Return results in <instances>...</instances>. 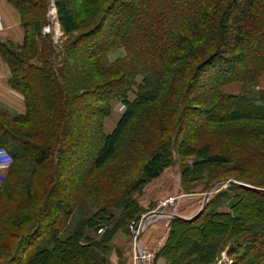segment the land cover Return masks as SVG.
Here are the masks:
<instances>
[{
	"label": "trees",
	"instance_id": "16d2710c",
	"mask_svg": "<svg viewBox=\"0 0 264 264\" xmlns=\"http://www.w3.org/2000/svg\"><path fill=\"white\" fill-rule=\"evenodd\" d=\"M8 1L24 28L7 59L25 111L0 113V148L13 159L0 186V264H108L87 232L106 227L103 242L130 231L145 213L138 197L175 162L184 191L245 186L222 194L233 198L226 210L214 200L171 219L156 259L264 264V221L239 213L264 205V0ZM52 7L57 43L43 31ZM115 100L125 109L107 134ZM74 150L91 158L65 186ZM86 205L93 213L74 226Z\"/></svg>",
	"mask_w": 264,
	"mask_h": 264
},
{
	"label": "crops",
	"instance_id": "0c3cea01",
	"mask_svg": "<svg viewBox=\"0 0 264 264\" xmlns=\"http://www.w3.org/2000/svg\"><path fill=\"white\" fill-rule=\"evenodd\" d=\"M23 42L24 28L20 14L8 0H0V113L5 114V118H12L25 111L24 95L10 85L12 70L7 59L9 48H18L22 46ZM7 172L8 166L0 167L2 177H5ZM160 181L161 177L152 181L138 197L140 205L146 210L145 216L156 212V209L152 210L150 207L154 206L160 198L164 195H166L165 198L170 197L167 196L169 187L159 188ZM179 188L180 185L176 191ZM200 195L192 194L191 196L195 199ZM171 219L173 218L162 213L144 219V228L140 232L139 244L153 250L160 249L167 239ZM102 229H104L103 232H97L100 239L94 240L92 254L97 259H105L108 264H135L134 235L126 229H120L110 240L102 242L103 237H108L105 232L106 227L102 226ZM156 264H165V260L159 258Z\"/></svg>",
	"mask_w": 264,
	"mask_h": 264
},
{
	"label": "rangeland",
	"instance_id": "374dc122",
	"mask_svg": "<svg viewBox=\"0 0 264 264\" xmlns=\"http://www.w3.org/2000/svg\"><path fill=\"white\" fill-rule=\"evenodd\" d=\"M49 16H50V25H52V26L54 25V27H55V30L52 31V33L54 36V40L57 43L59 41L62 33H61L60 28H59L58 23H57V15H56L55 8L52 9L51 11H49ZM46 27H48V26H46ZM103 36L106 37V33H104ZM123 54H124V51L121 49L119 51H116V52L110 54V59L114 60ZM262 86L264 87V82L262 83ZM228 91H232V92L236 93L239 91V87L234 86L233 88H231V90L228 89ZM113 105H114L113 112L111 113V115L109 117L106 118L105 123H104V130L107 134H110L116 128L117 123H118L119 119L121 118V115L125 109L123 104L119 101L115 100ZM82 112H86V111L84 110ZM91 130H92V127L91 126L89 127V124L87 123V121H85L83 123L82 129L80 131V135H81V138L83 141L86 140V141H88V143H91V139L94 138L93 134H92L93 131H91ZM87 147L89 148V150L90 149L92 150V144L88 145ZM72 155H73V159L69 165L70 166L69 171H68L69 173L66 175L65 186H69L70 181L72 182V180H74L77 176H79L80 172H82L84 170V168L86 167V165H88L89 160L91 158L90 155L88 157L86 155L84 156L83 152H80L77 150H74ZM221 180H225V181L228 180L229 183H224V184L218 185L215 188L214 192L209 195V199L206 200V194L209 192L211 187L215 183H217ZM221 180L215 181L214 183L210 184L207 188L203 187V185H202V186L195 187L193 189H189V191H184V189H182V187H181L180 166L177 164V162H175L172 166L167 168L164 171V173L161 175V181L159 184V188H165L166 189L167 187H169L167 196L168 195L169 196L183 195L184 197L178 203L177 214L185 216V217H191V216H194L195 214H197L202 209L205 202L207 204L206 208H205V210H206L207 208H209L211 202H213L214 200H219L218 205H215L216 206L215 208H218L219 211L228 209V205L230 203H232L233 198L230 197L231 195L229 197H227L228 195L223 196L222 194H224L225 192H227L229 190H232L235 185H241V183H239L238 181L233 180V179H221ZM179 185H180V188L178 191H176L178 189ZM242 185H244V184H242ZM231 187H233V188H231ZM193 193L201 194V195L194 199L191 196ZM165 196L166 195H164L162 198H160L155 203L154 206L152 205L150 207V209L151 208H152V210L157 209V207L159 206V203L165 198ZM92 210L93 209H90V207L87 206L86 209L83 210L82 216L81 217L77 216L75 218V222L72 221L73 225L74 226L77 225V222L79 220H82L84 217L92 214L93 213ZM205 210L201 214H203L205 212ZM170 211L171 210H168V212H170ZM240 211L241 212H239V213L243 214L245 216V219H247L246 221L249 223H254V221L258 220L257 218H261V220L264 221V205H263V203H259L257 206H253L252 208H248L247 205H242V207L240 208ZM145 213H146V210H145ZM145 213L142 214V216L140 217V220H142L144 218ZM72 218L74 220V217H72ZM143 228H144V226H143ZM87 233L94 240L100 239V236L94 230H89ZM177 238H178V236H177ZM151 250L154 251L157 255V252L159 249L158 250L151 249ZM75 259L76 258L72 257V260H70V261L72 262ZM158 259L159 258L156 259L154 264H156ZM68 263H69V261L66 262V264H68Z\"/></svg>",
	"mask_w": 264,
	"mask_h": 264
},
{
	"label": "built area",
	"instance_id": "2783aa9c",
	"mask_svg": "<svg viewBox=\"0 0 264 264\" xmlns=\"http://www.w3.org/2000/svg\"><path fill=\"white\" fill-rule=\"evenodd\" d=\"M54 9L53 7L51 10ZM50 10V11H51ZM51 15V14H50ZM55 30L54 25H50L46 27L43 31L44 34L51 33ZM13 162L11 155L8 153L6 149L0 148V167L10 166ZM4 177L0 175V186L3 183ZM183 195L178 196H170L164 198L157 207L156 211L168 213V216L175 215L178 212V203L183 198ZM168 210H171L168 212ZM144 226V218L139 221H134L130 224V231L134 235L135 239V251H134V261L135 264H154L156 259V253L152 251L148 246L140 245L136 243L137 237L139 236L142 228ZM100 233L103 232L101 229ZM234 260L232 258H228L227 256H223L219 261L218 264H233Z\"/></svg>",
	"mask_w": 264,
	"mask_h": 264
},
{
	"label": "water",
	"instance_id": "95a60500",
	"mask_svg": "<svg viewBox=\"0 0 264 264\" xmlns=\"http://www.w3.org/2000/svg\"><path fill=\"white\" fill-rule=\"evenodd\" d=\"M224 183H229V181H228V180H227V181H225V180H221V181L215 183V184L211 187V189L209 190V192L206 194V200L209 199V195L212 194V193L214 192L215 188H216L218 185H220V184H224ZM241 185H242V184H241ZM242 186H243V185H242ZM244 186H245V185H244ZM231 188H233V187H231ZM206 205H207V204H206V202H205V204H204V206L202 207V209H201L197 214H195L194 216H191V217H183V216L176 215V214H175V215H171V216H172V218H181V219H185V220H192V219L198 217V216H199V215L205 210ZM156 214H160V213H158V212H152L151 214L146 215L144 218L147 219V218L151 217L152 215H156ZM115 220H116V218L114 217V218L110 221V224H112ZM139 239H140V235H139L138 238H137V244H139Z\"/></svg>",
	"mask_w": 264,
	"mask_h": 264
}]
</instances>
